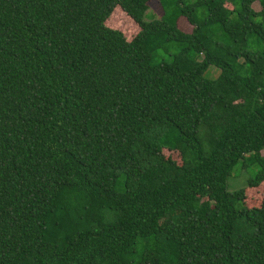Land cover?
<instances>
[{
  "label": "trees",
  "instance_id": "16d2710c",
  "mask_svg": "<svg viewBox=\"0 0 264 264\" xmlns=\"http://www.w3.org/2000/svg\"><path fill=\"white\" fill-rule=\"evenodd\" d=\"M150 1L0 0V264H264V0Z\"/></svg>",
  "mask_w": 264,
  "mask_h": 264
},
{
  "label": "rangeland",
  "instance_id": "374dc122",
  "mask_svg": "<svg viewBox=\"0 0 264 264\" xmlns=\"http://www.w3.org/2000/svg\"><path fill=\"white\" fill-rule=\"evenodd\" d=\"M149 10L147 14V18L152 17H160L162 14L161 8L158 4V0H151L149 2ZM253 8L258 11L260 10V6L258 3L253 4ZM106 26L120 31L126 40H132L140 31L139 26L130 19L125 12L122 11L120 7H116L110 17L106 20ZM179 27L182 31L190 32L192 27L191 25L185 20L180 19ZM217 74L216 69L211 68L210 76H215ZM264 155V151L262 152ZM167 155L173 156L175 159H178L176 154L167 153ZM256 169H245L242 167L241 163H238L233 171L231 176L227 180V189L228 191H235L239 189H243L246 186L247 180L253 176ZM246 193V202L249 207H257L260 205L262 197L264 196V183L261 184L257 188L253 189H245Z\"/></svg>",
  "mask_w": 264,
  "mask_h": 264
}]
</instances>
